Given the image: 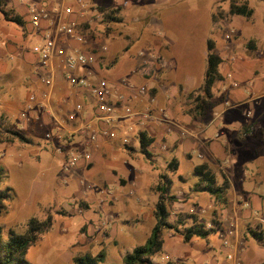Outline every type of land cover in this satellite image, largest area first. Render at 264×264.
I'll return each instance as SVG.
<instances>
[{
	"label": "crops",
	"instance_id": "crops-1",
	"mask_svg": "<svg viewBox=\"0 0 264 264\" xmlns=\"http://www.w3.org/2000/svg\"><path fill=\"white\" fill-rule=\"evenodd\" d=\"M81 2L86 4V9L82 16H79ZM1 3L0 7L3 10H12L23 19V26H20L5 19L0 10V75L1 71L5 72L13 67L23 72L25 87L13 95H19L26 90L23 107L18 112L20 121L23 120L22 125L28 121L36 123L42 120L43 124L51 125V131L56 129V132L61 131L65 136L67 134L69 136L71 131L73 137L67 139V145L73 150H87L91 154L89 162L79 161L72 169L78 174L83 167L90 165L88 176L91 177L92 184L88 183L87 189L97 188L100 193H104L105 198L111 199L113 196L115 202L122 197L120 192L117 193L118 190H115L116 184L119 183L122 186L127 184L123 171L129 172L136 179L145 175L142 171L143 167L137 164L140 157L142 158L140 152L144 153L150 164V168L147 167L145 168L147 171L144 170L147 173L155 171L156 182L151 186H156L161 170L169 167L168 163L172 159L177 160L178 167L179 163L174 156V151L180 141L183 142L184 155L188 159L196 153V149H199L203 163H207L215 173L217 182H221L218 181V173L228 179L226 200L218 202L208 193L211 203L207 207L200 208L199 195L197 198L183 190L171 193L169 191L175 198L168 206V218L177 219L181 213L185 214L189 211L193 203H197V210L198 208L201 210L197 213L201 216L196 220L207 226L212 224L215 218L220 223V229L225 230L226 235L222 237L218 229L205 238L195 236L185 241L179 232H168L162 235L163 244L159 252L167 254L170 260L165 261L164 255L162 260L165 264L185 262L189 264H264V231L262 229L264 189L262 194L257 193L258 189H248L245 177L241 175L242 171L252 163L249 181L251 185L264 187V158L258 159V152L264 150V41L257 42L252 37L247 39L251 40L252 47V51L247 56L239 53L225 54V48L213 47V53L226 59L219 66L223 78L213 87V91L214 88L216 89L213 93L222 96L223 100L210 108L203 117L193 116L194 112H190L186 107V94L195 88V85L201 87L204 78L202 82L192 84L190 87L187 85L186 77L180 78L179 70L175 67L177 63L172 59L173 41L165 28H161V20L164 21V19L159 11L161 5L169 2L157 0L145 11V14L148 12L154 14V19L160 16V20L152 23L154 32L160 34L163 39H160L158 44H154V49L151 48L154 54L149 51L148 54L142 53L141 57H136L133 61L134 66L128 74L114 81L107 77V71L118 62L117 55L112 56L114 50L110 49L111 45L107 48L108 51H105L112 56L111 58L109 55L111 59L106 66L98 58L92 67L96 78H106L113 87V91L125 95L126 102L132 109L138 112L148 109L150 117L118 119L113 127L116 130L114 139L99 137L96 143L87 144L83 136L72 131L77 128L79 121L91 116L95 100L87 91L70 88L59 72L55 73L51 94L44 95L47 88L41 83V77L45 70L40 66L38 55L35 57L27 50L28 41L31 38L40 39L42 29L47 27L48 23L43 20L38 27H34L30 22V9L33 6L36 9H45L49 11L51 19L57 21L66 18L63 7L70 6L74 10L70 18H76L80 27L91 26L95 18H100V22H103L105 26L111 25V28H118L121 27L119 22L122 23L119 13L122 15L123 9L138 6V4L134 0H2ZM107 11L111 12L110 20L106 17ZM170 12L174 13L173 10ZM240 29L242 28H236L238 34ZM145 41L144 45H146ZM87 43L89 46L85 45L83 48L85 51H91V45H94V42L87 38ZM74 45L73 42L71 46ZM147 48L148 45L145 46V49ZM158 51L159 54L156 55ZM94 53L97 57L101 56L98 50ZM30 96H34V101L28 109ZM17 99L13 101L14 104L18 102L19 99ZM227 102L230 103L228 106H226ZM76 103L83 105L82 113L74 111ZM174 103L178 104L176 105L178 109H174ZM244 106L247 110L243 109ZM117 110L121 113V106ZM71 112L76 115L73 126L70 125L71 121L67 116ZM95 127L104 128L101 124H95ZM141 133H144L147 139L151 138L152 142L148 146L152 144L156 146L153 152L147 153V148L144 151L142 147L139 149L134 146L136 139L140 144ZM181 136L185 138L181 139ZM64 145L66 142L59 143L61 147ZM204 148L209 152L208 155L204 153ZM57 151L62 153L58 148ZM179 179L181 182L184 181L181 175ZM79 188L83 191V187ZM230 189H233V195H229ZM93 191L94 189L90 192ZM91 196L93 197V193ZM131 197L132 195L128 194L125 201L134 209L135 205L130 204ZM112 214L115 215V212ZM193 220L194 217L188 216L185 220L188 222L184 226L191 225ZM259 232L263 235L262 240L253 235ZM159 252L151 257L154 264H161L157 258Z\"/></svg>",
	"mask_w": 264,
	"mask_h": 264
},
{
	"label": "rangeland",
	"instance_id": "rangeland-1",
	"mask_svg": "<svg viewBox=\"0 0 264 264\" xmlns=\"http://www.w3.org/2000/svg\"><path fill=\"white\" fill-rule=\"evenodd\" d=\"M134 1L138 6L123 9L122 15L119 13L121 27L105 26L103 22H100V18H95L91 22L92 27L87 26L85 29L83 25L81 26L85 31L92 32L91 38L94 42V45H91L92 50L99 51V47L103 44L107 48L111 45L110 49L114 50L112 56L117 55L118 62L107 71V77L111 81L127 75L134 66L133 61L136 57H141L142 53L148 54L152 51L154 44H158L160 39L163 40L160 34L154 32L155 28L152 26L155 20H160V16L154 19V14L151 12L145 14L146 9L157 0ZM166 1L169 2L167 6L161 5L159 11L164 19V21L161 20V28H165L173 41L172 59L178 65L175 67L179 70L180 78L188 79L189 87L202 82L204 78L208 40L213 42V47L225 48V54L239 53L244 56L252 51L251 40L247 39L252 37L257 42L264 41V0ZM231 2H246L253 8L252 16L246 18L230 15L228 10ZM172 10L174 13L170 12ZM236 28H242L239 34ZM14 29L18 30V28ZM28 43L27 51L36 57L39 46L42 45L41 40L31 38ZM147 45L149 49H145ZM106 52H101L103 56L101 63L104 66L112 58L111 53L110 58ZM158 54L159 51L156 55ZM189 59L191 60L188 61ZM222 59L226 60L225 57ZM1 73L0 192L8 193L3 197L0 207L2 234L6 236L9 230L23 233L31 217L43 219L50 215L53 221L51 230L42 234L27 251L26 258L31 264H74L75 257L86 254L95 256L101 251L104 253V258L97 264H119L122 257L133 247L144 243L156 222L154 207L158 200V192L155 190V185L151 186L156 182L155 171L146 172L145 168H150V164L144 153L140 152L142 158L140 157L137 164L143 167L142 171L145 175L136 179L129 172L123 171L127 184L125 186L116 184L115 190L122 195L117 202L113 200V196L111 199L105 198L104 193H100L97 188H93L94 191L90 192L93 190L92 187L87 189L88 183L92 184L91 177L88 176L90 165L87 164L78 174L76 170L66 167L65 153L73 150L67 145V139L73 136L69 137L68 134L65 136L61 131L56 132V129L51 131V125L43 124L42 120L37 121L38 124L28 121L22 125L23 120L20 121L18 112L23 107L26 90L19 95H13L25 87L23 72L13 67ZM195 86L186 94L188 108L193 106L192 99L200 93V87ZM213 95L216 104L220 103V95L214 93ZM15 97L19 100L17 99L18 102L14 104ZM125 103L127 104L126 101ZM229 104L227 102L226 106ZM176 105L178 106L174 103V109H178ZM243 109L247 110V107L244 106ZM70 125L73 126L74 122L71 121ZM12 130L21 132L26 141L14 137L11 134ZM46 134H49V137ZM180 138L184 139L185 136ZM59 141L66 142V145L59 146L61 143ZM134 146L141 148L137 139L134 141ZM57 148L62 153H59ZM146 148L147 153H151L156 146L152 144ZM196 150L194 155L189 159L186 158L183 142L180 141L174 151V156L178 159V167L162 169L161 174L166 176L169 182L170 193L183 190L193 197L199 195V207L203 208L207 207L211 201L208 199V193H199L201 189L196 187L201 176L194 174L193 168L204 162L198 152L199 149ZM203 150L208 155L209 152L205 148ZM263 158L264 150L258 152V159ZM251 166L252 163L244 169L245 171H242L241 175L245 177L248 189H258L257 193L262 194L263 185H251L249 181ZM218 174V181L222 182L224 177L221 173ZM179 175L184 178L183 182L180 181ZM163 181L167 182L164 179ZM79 187H83V191ZM228 193L233 195V189H230ZM128 194L132 195L130 204L135 205L134 209L126 204ZM191 207H197V203H193ZM112 212H115L117 217ZM190 214H193L191 218L195 219L201 216L198 213L186 211L175 220L167 218V222L184 230V225L188 222L185 220ZM262 229L264 231V223ZM174 231L165 226L161 233L163 235ZM218 232L222 237L226 235L222 228ZM163 255L164 252H159L157 256L161 264H165L162 260Z\"/></svg>",
	"mask_w": 264,
	"mask_h": 264
},
{
	"label": "trees",
	"instance_id": "trees-1",
	"mask_svg": "<svg viewBox=\"0 0 264 264\" xmlns=\"http://www.w3.org/2000/svg\"><path fill=\"white\" fill-rule=\"evenodd\" d=\"M2 0H0V6ZM1 12L4 14L5 19L13 21L16 24L23 26V19L20 15L14 13L12 10H3L0 7ZM106 17L110 20L111 12L107 11ZM228 13L230 15H238L249 18L253 14V8L249 7L246 2L234 3L231 2ZM116 19V18H115ZM87 29V28H85ZM86 39L91 38L92 32L90 30L85 31ZM213 42L208 40L207 42V55H206V70L205 76L200 87V93L197 94L193 99V106L189 107L190 112H194L193 116L203 117L206 112L212 108L216 102L213 100V87L214 84L222 80V74L219 71V66L223 59L212 52ZM94 52L95 50H91ZM99 61L103 59V56H99ZM219 100H223L220 96ZM11 134L14 137L26 141L24 136L18 130H12ZM140 145L144 151L146 147L152 142L151 138H146L144 133L139 136ZM169 168L177 167V160L172 159L168 163ZM1 173V168H0ZM193 173L201 176L200 181L196 184L197 188L201 189L202 192H207L218 202H225V194L229 188V182L226 177L220 183L217 182L215 173L208 166L207 163H202L193 168ZM166 180L167 182L163 181ZM155 190L158 192V200L154 207L155 224L150 230L149 235L145 239L144 243L133 247V249L126 253L119 264H154L151 257L158 253L163 244L162 229L166 226L167 228L174 229L179 232L183 240L187 241L192 237L205 238L209 234L216 232L220 229V223L215 218L212 220L211 227L207 228L206 224L200 222L194 218L193 223L186 226L184 230H180L176 226H172L167 222L169 216L168 206L173 202L175 196L169 193V182L164 175L159 176V181L155 186ZM8 194V193H7ZM7 194H1L0 192V207L3 197ZM193 214H190V216ZM52 217L40 219L37 217H31L26 225V230L23 233H16L13 230H9L7 235L2 234L0 228V264H31L26 254L31 245H33L42 234L48 232L52 228ZM255 238L262 240L263 235L261 232L253 234ZM104 253L101 251L95 256L88 254L74 258V264H97L102 262Z\"/></svg>",
	"mask_w": 264,
	"mask_h": 264
},
{
	"label": "built area",
	"instance_id": "built-area-1",
	"mask_svg": "<svg viewBox=\"0 0 264 264\" xmlns=\"http://www.w3.org/2000/svg\"><path fill=\"white\" fill-rule=\"evenodd\" d=\"M79 9V16H82L86 4L81 2ZM29 14L30 22L34 27H38L43 20L48 23L40 34L42 45L39 46L38 52L40 66L45 70L41 77V83L47 88L44 95L51 94L55 73L59 72L70 88L87 91L95 100L91 116L86 120L79 121V125L72 133L84 136L86 143L92 144L96 143L99 137L114 139L116 130L113 127L118 119L150 117L148 109L138 112L126 104L125 95L113 91V87L106 78H96L92 67L98 61V57L94 52L84 50L83 47L88 45L85 30L80 27V23L76 18H70L74 14V10L70 6L63 7V14L66 18L57 21L51 19L49 11L36 9L34 6L30 9ZM73 42L75 45L71 46ZM106 50L107 46L104 44L99 47V52H105ZM28 101L27 108L30 109L34 96H30ZM120 106L121 113L117 110ZM83 110L81 103L74 105L75 112L82 113ZM67 116L70 121L76 120L74 112L69 113ZM95 124H101L104 128L98 129ZM71 135V131H69V137ZM46 136L49 137V134H46ZM65 157H67L66 167L73 168L79 161L89 162L91 154L87 150H72L66 152ZM197 211H201L200 208L197 210L196 207L190 206L189 212L197 213ZM206 227H211V224ZM228 257L231 256L228 255ZM163 259L169 261L170 257L165 254Z\"/></svg>",
	"mask_w": 264,
	"mask_h": 264
}]
</instances>
